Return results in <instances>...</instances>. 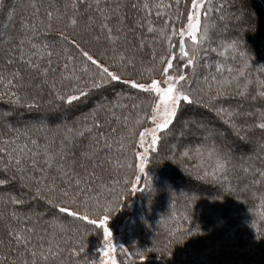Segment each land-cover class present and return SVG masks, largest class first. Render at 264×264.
<instances>
[{
  "label": "snow or ice",
  "instance_id": "snow-or-ice-1",
  "mask_svg": "<svg viewBox=\"0 0 264 264\" xmlns=\"http://www.w3.org/2000/svg\"><path fill=\"white\" fill-rule=\"evenodd\" d=\"M229 7L231 28L209 23L225 11L212 0H0V264H89V234L103 241L91 264L171 256L200 233L195 192L151 248L118 254L109 227L130 195L151 206L149 164L264 209V66L250 71L246 0Z\"/></svg>",
  "mask_w": 264,
  "mask_h": 264
},
{
  "label": "trees",
  "instance_id": "trees-1",
  "mask_svg": "<svg viewBox=\"0 0 264 264\" xmlns=\"http://www.w3.org/2000/svg\"><path fill=\"white\" fill-rule=\"evenodd\" d=\"M212 2L217 6L223 4L225 11L223 13L210 11V24L220 23L218 19L220 15L230 17L232 11L229 7L230 0H212ZM246 6L256 17L257 30L251 37L243 36V40L253 56L250 61V71L253 75H258V68L264 66V56L260 49L255 48L254 40L256 43L264 40V0H246ZM257 13L260 14L261 19L257 18ZM229 20L225 19L223 23L230 22V27H227L231 28L235 21ZM8 25H10L9 21H5V17L0 16V33H4L1 31L6 30ZM212 47H216V44ZM213 56L219 58L215 53ZM188 146L198 147L199 141H189ZM170 164L177 170H182L172 161H165L159 165L150 164V167L154 169V173H150L152 183L158 190L153 198H156L155 205H146L148 197L140 193L130 195L122 210L111 218L109 227L112 230L118 232L121 227L123 229L124 247L131 249L138 245L142 250L151 248L154 239L163 240L166 231L176 227L177 221L171 216L172 206L175 203L176 215L179 216L185 201L182 197H176L175 200L168 198L170 196L168 189L171 188V184L168 185L164 181L168 179L167 173L173 170ZM188 177L174 173L169 178L179 183H182L179 178H186L188 186L196 185L198 188L199 191L196 188L192 189V186L191 188L185 186L181 188V192L189 194L195 192L200 197L192 208V222L200 226V233L189 237L183 244L175 245L171 256L161 258L159 254L153 252L143 264H264V238L258 239V234L252 226L253 224L264 225V221L260 219L264 209H261L259 200L251 198L245 200L243 197L238 200L231 195H224L222 200H214L212 197L217 195L218 186L197 183ZM84 244L86 247L81 257L88 259L91 264L92 260L98 259L99 249L103 244L102 234H89L84 239Z\"/></svg>",
  "mask_w": 264,
  "mask_h": 264
},
{
  "label": "rangeland",
  "instance_id": "rangeland-1",
  "mask_svg": "<svg viewBox=\"0 0 264 264\" xmlns=\"http://www.w3.org/2000/svg\"><path fill=\"white\" fill-rule=\"evenodd\" d=\"M254 12V11H253ZM256 13V12H255ZM254 15V14H253ZM225 19H227L228 21H230L229 19H231V17H224ZM257 18L259 19H261V16H260V14L259 13H257ZM225 19H224V22H225ZM255 19H256V17H255ZM7 20V18H5V21ZM227 21V22H228ZM231 21H232V19H231ZM225 23V25H227V26H229V23L230 22H228V23ZM11 26V24L10 25H8V27L6 28V30H4V31H1V32H6V31H8V28ZM230 27V26H229ZM256 30H257V27H256V25H255V30L254 31H246L245 33H244V35L243 36H246V37H251L252 36V34L254 33V32H256ZM260 30V29H259ZM254 45H255V48L256 49H260L261 51V53H262V55L264 56V49H263V47H264V40H262V41H260L259 40V42H257L256 43V41L254 40ZM173 143H175V141H173ZM235 147H236V150H237V152H246V151H248L249 150V148H250V146L249 145H247V144H245V143H243V142H240V141H237L236 142V145H235ZM171 165V167L173 168V170L172 171H169L168 173H167V178L168 179H166L164 182H166L168 185H170L171 184V188H172V191L173 192H175L176 193V197H182L181 196V188H184L185 186H188V184L186 183V182H188L187 180H185L186 178H179V180L182 182V183H186L185 185L184 184H182V183H179L178 181L177 182H173V181H171V179L169 178V177H171L172 176V174L174 175V173H178V174H181V175H184L185 177H187L188 175L183 171V170H177L175 167H173V165L172 164H170ZM154 169L153 168H151L150 167V164H149V166H148V168H147V171L149 172V174L150 173H154V171H153ZM156 174V173H155ZM154 174V175H155ZM188 179H190V180H193L192 178H190V177H188ZM191 182V181H190ZM190 186H192V185H189L188 187H190ZM209 186V185H208ZM213 186V185H212ZM214 187V186H213ZM191 188V187H190ZM193 188H196L197 190H198V188L196 187V185H193L192 186V189ZM199 191V190H198ZM169 199H171V193H170V196L168 197ZM183 198V197H182ZM166 199V198H165ZM155 200H156V198L155 199H153L152 200V203H151V205H155ZM146 205H149V201L147 200V202H146ZM141 217L143 216L142 214L140 215ZM138 221H139V218H138ZM122 227L120 228V230L118 231V232H115L114 230H112L111 229V231H112V233H113V239H114V242L116 243V245L118 246V248H117V253L119 254V247H124V244H123V241H122ZM103 247V244L101 245V248ZM100 248V249H101ZM99 258H100V252H99V254H98V259H97V261L99 260Z\"/></svg>",
  "mask_w": 264,
  "mask_h": 264
}]
</instances>
